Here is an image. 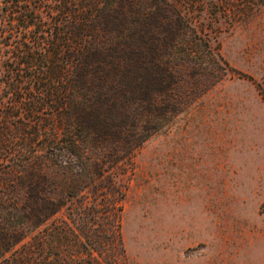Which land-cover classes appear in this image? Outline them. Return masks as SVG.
<instances>
[{
  "label": "trees",
  "instance_id": "obj_1",
  "mask_svg": "<svg viewBox=\"0 0 264 264\" xmlns=\"http://www.w3.org/2000/svg\"><path fill=\"white\" fill-rule=\"evenodd\" d=\"M188 11L185 0H0V264L124 255V192L101 184L105 155L130 158L186 106L182 71L203 58L229 67Z\"/></svg>",
  "mask_w": 264,
  "mask_h": 264
},
{
  "label": "rangeland",
  "instance_id": "obj_2",
  "mask_svg": "<svg viewBox=\"0 0 264 264\" xmlns=\"http://www.w3.org/2000/svg\"><path fill=\"white\" fill-rule=\"evenodd\" d=\"M251 1L185 0L229 67L203 58L182 71L186 106L130 158L105 155L101 184L124 192L113 264H264V3Z\"/></svg>",
  "mask_w": 264,
  "mask_h": 264
}]
</instances>
